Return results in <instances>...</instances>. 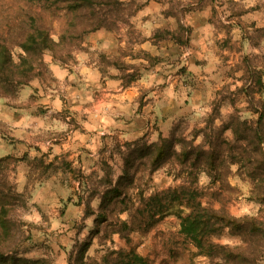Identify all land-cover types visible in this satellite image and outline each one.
Segmentation results:
<instances>
[{"label": "rangeland", "instance_id": "rangeland-1", "mask_svg": "<svg viewBox=\"0 0 264 264\" xmlns=\"http://www.w3.org/2000/svg\"><path fill=\"white\" fill-rule=\"evenodd\" d=\"M122 1L126 9L116 29L124 24L130 26L131 17L143 2V0ZM230 1L226 0L221 3H227V8H232V16L243 11L241 6L232 5ZM39 11L40 6L27 0H0V33H3L8 41H12L20 33V27L26 16L29 13L37 15ZM242 32H246L245 36L250 37L251 44L255 46L259 44L261 38L260 46L263 44V50H251L250 56L246 55L229 70L228 68L225 70L224 76H233V69L245 66L244 71L236 76L239 80V84L234 88L236 92L233 93L230 85L224 84L217 90L219 96L215 97L214 89L213 98L202 105L203 108L197 111L195 117L190 114L172 127L177 135H182L195 146L208 148L204 134L220 127L230 115L236 114L249 120L257 118V113L252 108L253 104L249 103V91L253 94L255 101L264 102V98L258 94L263 84L260 86L256 83L257 79L261 81L264 68V28L253 29L252 33H247V30ZM52 33L57 38V21L53 24ZM167 34L163 31L158 36H167ZM240 34L237 33V36L240 37ZM82 43L79 47L73 48V58H70L66 64H72L75 61V52L83 49ZM223 43L227 44V40ZM11 48L16 58L21 50L14 44ZM47 57L55 60L51 52L46 50L43 53L44 65L36 77H41L46 73L45 58ZM147 59L148 63L130 65L117 59H108L105 55L100 56L101 62L105 65L114 64L120 68L124 66L125 70L133 67V70L127 73H134L136 79L142 75L140 71L143 68L142 64L148 65L154 61L151 57ZM258 64L262 68H256ZM177 72H181L184 76L187 75L186 85L190 88L194 85L190 76L192 72L188 70L186 64ZM29 83L26 85H30ZM247 83L248 85L244 87ZM26 85L21 86L16 95L0 99V157L11 156L7 166L5 162L2 170L8 176L13 189L17 193H22L25 200V204L15 212L16 218L24 223L21 237V248L25 251L23 256L38 260L37 264H69L73 262L80 244L94 230V218L100 204V194L106 187L102 180L105 167L107 165L111 167V174L115 180L122 173V156L126 151L124 147L126 142L122 144L113 142L110 150L100 156L93 165L89 164L88 169L73 163L63 155L53 156L50 144L53 142L54 135L50 130L35 138V141L44 142L43 145L32 144L29 148L23 140L14 135L16 127L13 125L15 123L11 125V122H5L3 119V117L8 118L7 114L19 116V110L13 108H21L26 104L36 107L39 114L47 113L48 108H45V104L37 102L39 95L36 91H33L27 100L20 96V90ZM48 87L52 88L50 85ZM55 88H58L57 92L60 94V99L55 105L62 107V111L55 115L61 116V127L66 129L69 126L67 124L74 123L75 119L69 114L68 98L61 95V93L66 95L64 87H59L57 84ZM207 107L209 108L204 110ZM48 115L52 118L54 114L48 112ZM211 119L213 120L210 121ZM219 122L221 123L218 124ZM64 132L65 130L62 133ZM223 136L230 140L233 138L230 130L225 131ZM142 140L148 142L147 139ZM226 161L229 162V159L226 158ZM227 165V167L220 166L216 181L215 170L211 171L213 174L211 176L201 169L196 171L198 179L194 186L202 192V203L235 216L257 215L264 218V203L249 198L250 181L237 174L236 164L227 163ZM186 171L188 169L168 161L154 171L139 172L135 180L137 187L130 190L131 199L135 203L131 204L133 209L140 203L139 192H142L143 197L147 199L156 191L168 187L175 189L185 183ZM87 203L95 210V213L89 216L85 214ZM118 215L120 219L128 220L129 218L126 211L119 212ZM179 222L180 219L176 212L172 211L148 230L131 233L129 242L121 238L118 233L105 236L104 230H101L99 234L92 236L88 255L99 258L108 249L134 247L147 258V264H214L217 258L195 254V246L179 232ZM211 239L218 244L228 246L244 244L240 236L230 234L228 228L225 227L220 234L213 235ZM262 263L264 264V258Z\"/></svg>", "mask_w": 264, "mask_h": 264}, {"label": "crops", "instance_id": "crops-1", "mask_svg": "<svg viewBox=\"0 0 264 264\" xmlns=\"http://www.w3.org/2000/svg\"><path fill=\"white\" fill-rule=\"evenodd\" d=\"M222 1L226 0H143L130 26L86 34L83 49L75 52L72 64L45 58L46 73L31 80L19 94L27 100L36 91L37 102L45 104L47 113L39 114L36 107L26 104L13 108L19 110V116L7 114L3 119L15 123L14 135L29 148L43 145L35 138L50 130L54 135L50 144L53 156L63 155L86 169L109 151L113 142H153L160 135L168 136L173 125L190 114L197 115L213 98L214 89L215 97L224 84L235 93L239 84L236 76L245 66L233 69V76H224L225 70L250 56L251 50H263L261 38L259 44L252 45L242 31L264 28V0H231L230 4L243 10L233 16L232 8ZM179 25L184 29H178ZM165 30L171 34L156 36ZM101 55L130 65L148 63L149 57L154 61L142 64L141 77L124 86L121 75L125 69L105 65ZM185 64L192 72L191 88L185 83L187 75L177 72ZM132 70L130 67L125 72ZM261 82L258 94L264 98V68ZM57 84L64 87L66 95H61L68 98L69 114L75 119L66 129L61 127V116L55 115L62 111L55 105L60 99ZM48 112L54 114L52 118Z\"/></svg>", "mask_w": 264, "mask_h": 264}, {"label": "trees", "instance_id": "trees-1", "mask_svg": "<svg viewBox=\"0 0 264 264\" xmlns=\"http://www.w3.org/2000/svg\"><path fill=\"white\" fill-rule=\"evenodd\" d=\"M27 1L40 6L38 14L26 16L20 33L12 41L0 33V99L16 95L21 86L40 74L46 50L55 60L68 62L73 58V48L81 45L87 33L101 28L116 29L126 9L122 0ZM55 21L58 22L57 38L52 33ZM178 29H183L182 25ZM162 32H157L156 36ZM165 32L171 34L170 31ZM177 39L184 41L180 37ZM13 44L21 50L16 58L11 48ZM121 78L122 84L127 86L136 76L123 71ZM256 83L262 85L258 79ZM248 95L257 118L249 120L230 115L220 127L204 134L206 149L177 135L174 128L168 136L160 135L153 142L142 139L126 142L122 173L115 180L111 167H105L102 180L106 187L100 194L94 230L80 244L73 262L69 264H147V258L134 247L108 249L99 258L89 256L92 236L104 230L105 236L118 233L129 242L131 233L148 230L172 211L180 219L179 232L195 246V254L217 258L214 264H263L264 218L235 216L204 205L202 192L194 186L198 179L197 170L201 169L210 176L215 170L216 181L220 166L236 164L237 174L251 183L249 198L264 203V102L255 101L250 91ZM227 130L232 132L231 140L223 136ZM10 159V155L0 157V264H37L38 260L23 256L21 237L24 223L16 218L15 212L25 204V200L22 193L13 189L2 170ZM168 161L188 169L185 183L175 189L168 187L156 191L147 199L139 192L140 203L133 209L131 204L135 203L130 190L137 187L136 175L144 170L154 171ZM125 211L128 212V220L119 218L118 213ZM94 213L95 210L87 203L85 214ZM224 227L230 234L240 236L244 244L228 246L212 241L211 237L220 234Z\"/></svg>", "mask_w": 264, "mask_h": 264}]
</instances>
